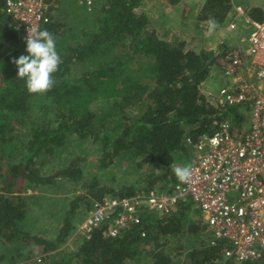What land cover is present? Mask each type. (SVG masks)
Listing matches in <instances>:
<instances>
[{
    "label": "trees",
    "instance_id": "1",
    "mask_svg": "<svg viewBox=\"0 0 264 264\" xmlns=\"http://www.w3.org/2000/svg\"><path fill=\"white\" fill-rule=\"evenodd\" d=\"M231 1L207 0L199 19L225 23L234 8ZM45 2L49 19L40 30L54 35L62 63L55 86L39 95L30 94L17 76L12 60L28 55L26 42L0 0V264H127L143 256L149 264H220L228 244L211 239L196 244L194 235L206 225L191 200L168 214L138 207L139 220L118 235H110L104 223L87 236L76 234L75 249L61 248L76 229L80 205L89 208L107 195L138 192L132 185L113 188L85 176L82 156L61 155L72 138L98 145L102 167L133 160L149 179L143 191L160 182L168 191V183L177 181L175 164L191 166L195 160L186 156L189 146L195 151V141L215 133L217 117L236 115V108L219 109L214 95L201 89L219 50H195L184 38L151 28L146 0H100L90 10L76 0ZM249 12L264 21L263 7ZM52 157L61 165L46 173ZM60 180L81 183L85 191L64 203L57 232L41 236L33 230L34 196L28 191ZM183 239L192 246L179 261L175 254L184 253ZM241 264H264V253Z\"/></svg>",
    "mask_w": 264,
    "mask_h": 264
},
{
    "label": "built area",
    "instance_id": "2",
    "mask_svg": "<svg viewBox=\"0 0 264 264\" xmlns=\"http://www.w3.org/2000/svg\"><path fill=\"white\" fill-rule=\"evenodd\" d=\"M12 24L26 42L28 28L40 29L48 21L45 0H3ZM89 10L100 0H76ZM240 14L241 8H238ZM250 32L238 40L239 48H227L218 59L222 83L212 102L221 110L247 107L249 127L237 126L235 114L217 117L215 133L195 141L192 178L177 180L170 190L151 187L132 197L104 196L95 203L76 228L87 236L94 227L107 223L112 236L134 221L137 209L148 206L168 214L179 203L191 200L212 232V244L226 241L220 264H241L264 253V22L246 17ZM219 25V24H218ZM236 22L229 24L238 30ZM218 61V63H219ZM229 107V108H228ZM234 112V111H233ZM226 116V115H224ZM189 142L191 138H188Z\"/></svg>",
    "mask_w": 264,
    "mask_h": 264
},
{
    "label": "rangeland",
    "instance_id": "3",
    "mask_svg": "<svg viewBox=\"0 0 264 264\" xmlns=\"http://www.w3.org/2000/svg\"><path fill=\"white\" fill-rule=\"evenodd\" d=\"M147 3H145L146 10L149 12H152L153 9L161 7L163 11L165 12V9L167 8L166 1L163 0H146ZM247 0H241V2L246 5ZM244 11H246L245 7L242 6ZM234 11L232 12V17H230L229 20H227L224 24H221L219 27H217L215 30L209 32L208 28H203L205 31V34L202 36H196V35H179L183 37L187 43V46L189 48L200 50V49H212L216 50L218 49L220 54L218 56L221 58L224 55V51L221 46L223 47H229V45H232L235 43V38L232 36V40L234 42H231L229 39H231L230 34L234 32H238L242 28V19L239 16L238 11L236 8H233ZM163 12V13H164ZM180 12L177 11H171L173 14L172 17H169V19L176 18L175 13ZM243 13V11H242ZM150 14V13H149ZM165 14V13H164ZM242 15V14H241ZM164 16V15H163ZM237 17V18H236ZM174 21V20H172ZM236 22L238 26V30L232 31L229 29L230 22ZM176 23V22H175ZM151 28H153L151 26ZM250 29V26L248 27ZM251 30H248L249 33ZM215 32V33H213ZM217 32V33H216ZM244 34V33H243ZM165 35V34H164ZM167 35V34H166ZM169 36V35H168ZM174 37L176 35H171V37ZM240 39V37L237 39ZM232 43V44H231ZM218 57V59H220ZM221 60V59H220ZM217 60V63L211 66V72L212 76L205 81V83L202 84L201 89L202 92L206 95L212 94L215 95L218 92L219 85L222 83V79L220 76L222 75V67L221 63ZM223 76V75H222ZM211 92V93H209ZM237 119L236 124L237 126H242L243 128H246L248 126V122L250 121V113L247 107L239 108V112L235 111ZM233 114V113H232ZM231 114L230 112L226 114V117H229ZM101 149L98 145H96L92 140H84L80 142L76 138H72L71 142L69 143V146H67L64 151L61 153V155H67V154H78L84 158V169H85V176L88 177H97L103 185H108L113 188H119L123 185H132L134 186L137 191H143L144 187L146 185V182L149 181V179L146 177L147 174H145V171L135 168L133 164V160H123L122 162H119L115 160V162H111L110 164L106 165L105 167L100 166L99 159L101 156ZM71 155V156H72ZM186 156L189 157V162L194 160L195 158V151L194 149L189 146ZM70 156L67 155V158ZM53 162H48L47 165H53V167H45L44 172L51 173L55 171L53 169L57 165H61L58 161V159H54L52 157ZM68 161V160H65ZM176 166H184L181 163H176ZM187 165V164H186ZM178 180V179H177ZM176 182V181H175ZM168 183L170 186H172L174 183ZM158 188H160L163 184L162 182L155 184ZM84 189L82 188L81 183L73 182V181H65L60 180V182L56 186H47L42 185L38 188H33L28 191L29 194H32L34 197L30 200V206L29 210L31 214L33 215L31 220L33 221V230L34 232L40 234L41 236H52L54 235L57 230L59 229L61 225V216L63 214L62 207L64 206V203H67L71 199H74V197L77 194L84 193ZM95 201L92 206L89 208L86 207V205H80L77 208V215L75 216V228L78 227L79 223L83 220V218L91 212V210L95 207ZM70 207V206H69ZM67 207V209L69 208ZM158 213V211H155ZM43 226L46 229L39 230L37 227ZM197 237L198 241L196 244L200 243V240L205 239H212V232L205 226L201 232L198 233V235H194ZM77 240H80L76 236V229H74L73 233L68 238L67 242L61 246V248L67 249H75ZM191 240L183 239L181 243L185 246L184 253L179 256L178 254H175L176 260L181 261L184 259L185 254L187 253L186 250H189L192 246L190 244ZM190 244V245H189ZM66 246V247H65ZM174 247V245H172ZM39 250V248H38ZM37 259V256L35 257V260ZM33 261V260H32ZM150 259L147 256H143L139 260H131L127 264H149Z\"/></svg>",
    "mask_w": 264,
    "mask_h": 264
},
{
    "label": "clouds",
    "instance_id": "4",
    "mask_svg": "<svg viewBox=\"0 0 264 264\" xmlns=\"http://www.w3.org/2000/svg\"><path fill=\"white\" fill-rule=\"evenodd\" d=\"M205 23L209 32L218 27L217 21L212 17ZM27 33L25 39L28 55L22 54L13 58L12 62L17 67L18 78L25 81L27 91L30 94L43 95L55 86L54 74L60 70L61 56L56 48L55 37L49 30L33 27L28 28ZM235 111L239 112L238 106ZM236 119L235 117V121ZM172 171L182 183H188L192 178L190 165L175 166Z\"/></svg>",
    "mask_w": 264,
    "mask_h": 264
},
{
    "label": "crops",
    "instance_id": "5",
    "mask_svg": "<svg viewBox=\"0 0 264 264\" xmlns=\"http://www.w3.org/2000/svg\"><path fill=\"white\" fill-rule=\"evenodd\" d=\"M164 2L166 1L167 8L165 9V12L161 7L159 8H154L152 12H150L151 15V26L160 34H167L166 36L171 37V35H196V36H203L205 34V31L203 28H208L207 24L205 23L207 20H200L198 15L203 8L204 4L206 3L207 0H177L176 3H172L170 0H163ZM231 4L233 5L234 8L238 10V8H241V10L244 12L243 15L240 13L238 17H240L243 21L242 23V28L238 30V32H234L230 34L231 39H229L231 42H234L232 40V36L241 37L242 35L247 34L248 27L250 26L248 21L246 20V17L249 16V11L253 9L254 7L261 6L264 8V0H247L246 5H244L241 0H232ZM245 7L246 11H244L243 7ZM177 11L179 10L180 12L175 13L176 18L174 19H169V17H172L173 14L171 11ZM234 11V9H233ZM232 11V12H233ZM239 11V10H238ZM165 14H164V13ZM232 12L229 13L228 18L226 19L229 20L230 17H232ZM164 15V16H163ZM237 18V17H236ZM252 18V17H250ZM253 19V18H252ZM174 20V21H172ZM225 21V22H226ZM260 21V20H257ZM176 22V23H175ZM264 22V21H261ZM224 24V23H222ZM220 25H218L219 27ZM240 27V26H238ZM215 33V32H213ZM217 33V32H216ZM244 33V34H243ZM181 37V36H180ZM183 38V37H182ZM237 39L235 38V43H231L232 45H229V48H239V43L237 42ZM227 49L225 47L224 51ZM212 76V73L210 77ZM211 93V92H209ZM250 120H251V115H250ZM250 121L248 122V126L246 129L249 127Z\"/></svg>",
    "mask_w": 264,
    "mask_h": 264
}]
</instances>
